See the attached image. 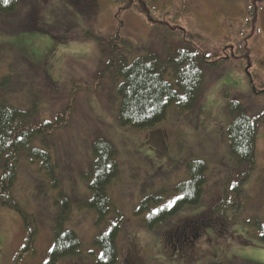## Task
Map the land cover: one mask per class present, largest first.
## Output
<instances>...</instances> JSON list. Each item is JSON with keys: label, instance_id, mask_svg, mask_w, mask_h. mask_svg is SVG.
I'll use <instances>...</instances> for the list:
<instances>
[{"label": "rangeland", "instance_id": "374dc122", "mask_svg": "<svg viewBox=\"0 0 264 264\" xmlns=\"http://www.w3.org/2000/svg\"><path fill=\"white\" fill-rule=\"evenodd\" d=\"M18 1L15 15L0 14V81H7L0 87V99L22 110L36 100L34 124L57 122L59 117L67 121L50 137H37L31 143L49 152L58 188L51 186L37 162L22 158L18 163L12 195L38 223L34 253L26 255L22 264L47 261L62 199L71 203L64 228L77 234L83 255L59 264H90L84 255L99 254L94 238L116 216L96 223V213L85 206L92 194L82 177L92 163V143L100 137L113 144L120 169L110 186L123 219L117 238L118 264H264V124L256 138L254 171L237 193L232 189L246 165L236 163L228 152L225 111L230 97L241 102L252 119L264 113V0H129L139 12L119 14L114 0H93L91 11H80L75 0ZM146 4L158 9L148 14L153 21L159 14L178 15L175 25L196 36L195 47L212 63L202 64L201 91L191 112L178 115L172 108L153 129L132 130L118 124L114 82L98 79L104 63L95 42L85 35H119L131 48L130 62L148 52L158 54L165 79L175 86L167 52L176 39L162 40L146 24L140 13ZM27 11L35 12V18ZM217 58L223 61L215 65ZM96 82L102 88H88ZM73 84L85 89L77 88L72 98ZM193 161L207 167L200 202L182 208L159 228L148 229L142 221L145 214H136L140 203L155 197L159 201L150 203L153 212L171 206L178 196L174 187L186 181V165ZM225 190L229 195L224 198ZM223 198L230 206L223 218L226 232L220 234L218 227L206 231L197 244V259H172L162 231L172 221L198 214ZM132 244L143 251L146 261L129 252ZM24 247L19 214L0 208V264H12Z\"/></svg>", "mask_w": 264, "mask_h": 264}, {"label": "trees", "instance_id": "16d2710c", "mask_svg": "<svg viewBox=\"0 0 264 264\" xmlns=\"http://www.w3.org/2000/svg\"><path fill=\"white\" fill-rule=\"evenodd\" d=\"M84 1L89 7L80 5V1L75 0L76 7L80 11L93 10L94 1ZM132 2L114 0V6L118 10L117 14L121 10L138 11ZM19 3L18 0H7V3L5 0H0V14L15 15ZM87 8L91 9L88 10ZM157 10L156 7H148L146 4L145 10L140 11V13L144 15L146 24L158 34L160 39L165 41L176 39V43L169 47L167 52V64L171 67L175 86L165 79L164 63L158 54L148 52L130 62L131 48L119 35L100 32L95 35L88 32L85 35L86 38L95 42L99 50L100 60L104 63L103 73L98 79L110 78L114 82L119 100L117 120L119 126L123 128L132 130L153 129L166 118L172 108L178 115L191 112L201 91L202 64L212 63L208 61L210 60L208 56L195 47L193 40L196 36L175 25V18L178 15L168 17L166 13L159 14L156 21L148 17L151 11ZM27 15L35 18V12L29 11ZM222 61V59L217 58L213 64L218 65ZM6 82V80L0 81V87L4 86ZM97 87L102 88L101 82H96L88 88L97 89ZM72 88V98L76 95L77 88L85 89L74 84ZM226 99L225 111L229 120L226 131L228 152L236 163L246 165L237 181L238 184H235L232 189L241 193L242 184L250 178L255 168L256 138L259 128L264 124V113L260 118L252 119L246 113L241 102L230 97ZM37 110L38 102L36 100L32 101L31 108L22 110L5 104L0 99V208H7L18 213L25 231V247L20 255H16L12 264H22L26 255L34 253L33 244L38 232L36 217L22 209L12 195V189L18 176V163L22 158H26L32 163L37 162L45 177L52 182L51 186L59 187L55 175L56 166L52 163L49 152L34 148L31 143L37 137H50L52 133L63 128L67 121H62L59 117L57 122L34 124L32 118ZM91 149L92 163L82 179L88 182L92 199L85 203V206L96 213L97 224L104 222L111 214H115L116 218L109 221L105 229L94 238L93 244L98 249L99 254L89 251L84 255V259L90 264H118L117 238L121 232L123 219L110 194V186L120 173L117 153L113 144L102 137L95 139ZM186 169L187 179L174 187L178 196L171 206L159 208L153 212L150 203L159 201L155 197L146 198L140 203L136 214L140 216L145 214L142 221L148 229L159 228L182 208L194 206L200 202L207 167L204 162L193 161L187 163ZM226 194L228 192L225 190L224 198ZM224 198L220 203H215L211 210L207 208V210L201 211L199 215V217L218 218L222 224V226L219 224L216 226L220 234L221 229L224 232L226 230L225 227L222 228L224 226L223 218H226L225 212L230 209V206H226L227 203H224ZM59 206L60 211L52 228V248L44 264H59L63 260L68 259L69 261L71 258L78 260L83 255L77 234L64 228L69 219L71 203L67 199H62ZM214 223L211 224L213 230L215 229Z\"/></svg>", "mask_w": 264, "mask_h": 264}, {"label": "flooded vegetation", "instance_id": "af4514ba", "mask_svg": "<svg viewBox=\"0 0 264 264\" xmlns=\"http://www.w3.org/2000/svg\"><path fill=\"white\" fill-rule=\"evenodd\" d=\"M208 209L211 210L212 206L210 208L208 207ZM205 210H207V208ZM199 215L200 212L193 216L172 221L170 226L161 233V238H163L162 241L167 245L169 243V248L171 249L172 253V259L181 257H188L186 259L188 261L197 259V244L200 240L204 239L206 231H208L209 228L212 229L211 224L216 222L214 223L215 227L218 226V224L222 226L220 221H218L219 219H216V217L207 218L199 217ZM225 232L221 229L222 234H224ZM129 252L133 255H136L137 259L139 258V255H142L144 258L143 251L137 250L133 244L131 245V249Z\"/></svg>", "mask_w": 264, "mask_h": 264}, {"label": "snow or ice", "instance_id": "6c2138e0", "mask_svg": "<svg viewBox=\"0 0 264 264\" xmlns=\"http://www.w3.org/2000/svg\"><path fill=\"white\" fill-rule=\"evenodd\" d=\"M5 3H7V0H5Z\"/></svg>", "mask_w": 264, "mask_h": 264}]
</instances>
